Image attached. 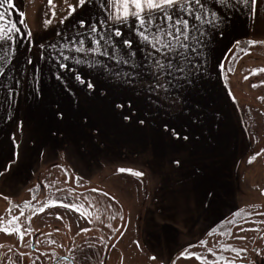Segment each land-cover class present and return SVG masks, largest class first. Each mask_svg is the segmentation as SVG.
Returning <instances> with one entry per match:
<instances>
[{
    "label": "rangeland",
    "instance_id": "374dc122",
    "mask_svg": "<svg viewBox=\"0 0 264 264\" xmlns=\"http://www.w3.org/2000/svg\"><path fill=\"white\" fill-rule=\"evenodd\" d=\"M237 49L223 73L231 107L238 111L246 133V150L238 135L233 146L227 143L232 131H225L232 130V126L226 123H231L233 115L219 94L206 92L211 86L197 87L193 94L200 103V119L192 123L187 114L162 102L150 103L136 91L108 79V73L101 75L91 68L96 75L82 78L85 82L80 83L81 90L71 93L67 103L60 101L65 106L71 104L69 109L45 111L53 117L45 120L35 139L42 144L44 157L27 159L19 166L16 159H9V177L15 183L12 188H0V264H24V260L30 264L40 258L42 264H99L97 251H103L107 241L102 245L99 239L75 236L71 238L73 248L69 249L66 239L51 229L64 227V216L79 217L75 214L81 210L75 206L79 199L71 191L77 192L76 187H82L85 179L107 188L120 200L124 194L131 202L132 196L141 194V184L131 177L135 172L145 174L147 167L154 165L184 167L193 160L197 165L200 160L202 164L219 162L225 167L217 189L213 188L215 194L203 200L207 202L200 203L197 210L203 217V226L210 223L208 217L226 218L198 239L194 249L198 255L188 263L264 264V58H258L249 46ZM101 63L109 61L106 58ZM112 66L123 71L119 64ZM88 83L94 88L89 90ZM116 104L123 106L116 108ZM124 116L129 120L124 121ZM140 120L145 123L141 125ZM200 121L213 128V139L206 135L204 127H198ZM56 146L62 149L58 153ZM231 148L235 157L223 156L231 153ZM199 149L211 152L201 154ZM30 181L34 182L31 186ZM110 199L116 201L114 196ZM119 202L124 205L123 200ZM30 217L42 222L39 228L33 227V232L47 229L35 239L36 250H31L35 233L30 231ZM128 235L127 231L120 238L123 249L126 241H139L128 239Z\"/></svg>",
    "mask_w": 264,
    "mask_h": 264
},
{
    "label": "crops",
    "instance_id": "0c3cea01",
    "mask_svg": "<svg viewBox=\"0 0 264 264\" xmlns=\"http://www.w3.org/2000/svg\"><path fill=\"white\" fill-rule=\"evenodd\" d=\"M77 3L78 0H53V4L50 6L48 0H12L11 7L6 2L0 4V14H2L0 29L8 31L13 26L17 29L12 33L17 42V52L23 53L24 57L30 53L33 60V64L27 66L30 79L32 73H35V80L30 87L41 90V95L34 98L30 93V87L22 83L20 94L14 105L6 103L3 99L4 94L0 92V144L3 146V153L0 155V188L3 186L12 188V184L15 183L9 177L11 175L8 166L9 159H15L12 155L14 149L11 147L10 137L21 143L20 151L24 157L23 163L27 159L44 157V151L40 149L42 144L35 139L38 137L37 131L39 133L43 130L45 120L50 116L53 117L45 111L57 110L58 107L69 109L67 107L71 104L65 106L63 103H59L60 101L67 103L71 93L81 90L82 87L80 82L76 81V75H80L82 78L93 75L94 71L87 64L75 62L80 59L81 54L74 50L70 53L64 50V54L75 58H70L67 61L63 60L59 50L52 53L51 56L45 55L43 60L40 58L39 43L46 44L48 41H55L56 33L70 37L77 31L74 25L81 18L90 19L92 14L99 18L97 5L100 0H93L92 5L86 4L83 8L76 7L69 14L70 6H75ZM204 3L215 7L213 0H204ZM223 11L230 17L231 25L226 29L224 36L219 35V32H215L214 36H205L204 55L207 62L197 87L211 86L212 89L206 92L220 95L222 103L233 115L229 119L231 123H226V125L232 126V130L225 131L226 134L232 131V137H227L226 141L233 146L235 136L238 135L244 144L242 148L246 150V133L242 129L238 111L234 110L235 106L231 107L230 103L232 102L228 96L230 91L226 87L223 72L226 62L237 52L239 46H249L258 58H264V0H257L255 8L249 0L247 4H238L235 7L229 5V8L223 9ZM46 19L50 21L47 26L44 24ZM205 27L209 34L214 33L213 27L209 25ZM28 32L33 33L34 39L31 41L28 38ZM85 46L87 47L88 44ZM5 52L11 54V49H0V56H4ZM96 59L102 62L106 58L97 57ZM4 63L5 61L0 60V67H3ZM20 63H22V59L17 56V68ZM58 63H64L66 67L61 69ZM9 67L11 68L12 65L10 64ZM57 76L60 77L59 80L56 79ZM20 78L23 80V76ZM5 79H8L10 84L12 83L11 77L6 76ZM208 80L210 82H207ZM21 124L23 131L20 128ZM197 125L205 128L204 132L210 136V139L216 136H214L213 128L209 127V123L200 121ZM202 131L200 128L199 132ZM48 136L50 135L48 134ZM242 138L243 140H241ZM33 145L36 146L35 150L32 149ZM56 147L58 153L61 148ZM230 151L231 153L228 151L223 156L235 157V151L232 148ZM199 152L201 154L208 153L211 152V149H199ZM194 159L199 160L197 156H194ZM189 162L193 164L184 167L154 165L147 167L146 173L142 176H131L138 180V185L141 184L139 186L141 194L137 193L132 196L131 202L128 201V196L122 194L124 205L119 202L122 200L112 191L108 192L107 188L101 185L97 186L90 180L82 179V187H76L77 192L71 191L79 199L75 204L81 209L75 211L79 217L64 216L61 219L64 227L49 228L56 230L57 236L61 235L66 239L69 249L73 248L71 238L75 236L99 239L102 245L104 241H107L103 251L102 249L97 251L99 264H189V259L198 255V251H194L199 243L198 239L208 235L213 225H215L214 228L217 227V222L226 218L208 217V222L215 221V223H207V226H203V217L197 210L201 201L205 203L207 201L203 200L210 199L211 195L207 194L205 190L217 189L220 174L225 172L221 169L225 167L221 166L219 162L211 163L209 161L207 164H202L199 160V165L195 160ZM16 183L18 184L19 181L17 180ZM32 184L34 182L30 181V186ZM93 189H97V191L94 192ZM177 190H183L187 194V210L176 218L175 223L163 230L154 229L152 222L161 208L166 206L169 194ZM79 191L82 192L81 195H78ZM109 195L114 196L116 201L110 199ZM30 219V231L33 232V227L39 228L42 222L33 221L32 217ZM46 230H35L33 232L35 235L32 236L33 243L38 235ZM127 231L129 232V235L126 236L128 239L136 238L139 241L137 243L126 241L127 247L123 249L120 247V238L122 233ZM182 252L184 256H181ZM142 253H147L148 257L145 258ZM151 257H156V259H151ZM71 262L74 263V261ZM193 264L197 263L193 262Z\"/></svg>",
    "mask_w": 264,
    "mask_h": 264
},
{
    "label": "snow or ice",
    "instance_id": "6c2138e0",
    "mask_svg": "<svg viewBox=\"0 0 264 264\" xmlns=\"http://www.w3.org/2000/svg\"><path fill=\"white\" fill-rule=\"evenodd\" d=\"M4 2L9 7L12 6V0H0V4ZM248 2L249 0H213L215 7H210L204 0H100L97 5L99 18L95 14L90 19L81 18L74 25L77 31L70 37L56 33L55 41L39 43L40 58L43 60L45 55L51 56L59 50L63 60L67 61L75 58L64 54V50L69 53L74 50L81 54L80 59L75 61L77 64H87L101 75L108 73V79L136 91L137 95L145 97L150 103L168 104L180 113L187 114L192 123H196L200 119L197 112L200 103L193 98V94L207 62L204 55L205 36H214L215 32L224 36L231 20L223 9H228L229 5L235 7ZM48 4L51 6L53 0H48ZM86 4L92 5L93 0H78L75 6H70L69 14L76 7L83 8ZM251 4L255 8L257 0H251ZM49 23L47 19L44 21L45 26ZM206 25L213 27L214 33L209 34ZM16 31L14 26L8 31L0 29V49H11V54L5 52L4 56H0V60L5 61L4 66L0 67V92L4 94V101L13 105L20 94L21 84L25 83L30 87L35 80V73H32L30 79L27 70V66L33 64L31 54L24 57L23 53L17 52V42L12 35ZM27 35L30 41L34 39L32 32ZM17 56L22 59L19 68L16 66ZM97 57L107 58L109 63H101ZM113 63L121 65L123 71L113 68ZM58 66L61 69L66 67L64 63H58ZM6 76L11 77V84L5 79ZM75 78L82 84L85 82L80 75ZM56 79L59 80L60 77L57 76ZM87 87L91 90L94 85L88 83ZM30 93L36 98L41 95V90L30 87ZM122 106L116 104V108ZM58 115L62 117L63 114ZM123 119L128 121L129 117L124 116ZM139 123L143 125L145 121L140 120ZM20 128L23 131L22 124ZM10 140L14 149L12 155L19 166L24 159L20 151L21 143L11 137ZM2 153L3 146L0 144V155ZM175 163L179 164L180 161ZM134 174L143 175L142 172ZM205 191L209 195L215 194L214 190ZM187 207L188 197L183 190L170 193L166 206L161 208L152 227L163 230L175 223L176 218ZM181 256H184L183 252Z\"/></svg>",
    "mask_w": 264,
    "mask_h": 264
},
{
    "label": "flooded vegetation",
    "instance_id": "af4514ba",
    "mask_svg": "<svg viewBox=\"0 0 264 264\" xmlns=\"http://www.w3.org/2000/svg\"><path fill=\"white\" fill-rule=\"evenodd\" d=\"M33 244L34 243H32V248H31V250H36V247H34L33 246ZM22 247V249L23 248H25V246H18L17 248H21ZM29 250H30V247L28 248ZM25 254V253H24ZM32 257H35L34 255L32 256ZM35 259H37L36 257H35ZM24 264H27V262L24 260ZM21 264H23V263H21ZM30 264H41V258H40V260L39 261H37V260H33ZM54 264H56V262H54Z\"/></svg>",
    "mask_w": 264,
    "mask_h": 264
}]
</instances>
